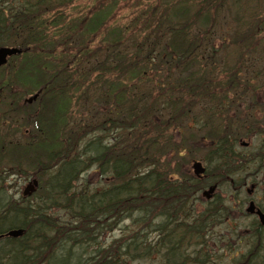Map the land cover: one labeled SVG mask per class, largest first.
Masks as SVG:
<instances>
[{
  "label": "trees",
  "instance_id": "16d2710c",
  "mask_svg": "<svg viewBox=\"0 0 264 264\" xmlns=\"http://www.w3.org/2000/svg\"><path fill=\"white\" fill-rule=\"evenodd\" d=\"M144 1L93 0L74 16L75 0H0V48L24 50L0 68V94L11 99L0 114V235L25 231L0 240V264L153 255L183 264L187 245H201L202 230L218 221L220 204L196 205L205 183L182 164L202 133L206 164L231 168L224 115L229 95L251 84L240 82L241 69L211 72L245 50L264 56V0ZM90 172L99 183L85 180ZM6 174L36 179V192L11 202ZM116 230L122 238L103 243Z\"/></svg>",
  "mask_w": 264,
  "mask_h": 264
},
{
  "label": "flooded vegetation",
  "instance_id": "af4514ba",
  "mask_svg": "<svg viewBox=\"0 0 264 264\" xmlns=\"http://www.w3.org/2000/svg\"><path fill=\"white\" fill-rule=\"evenodd\" d=\"M231 107L224 115L232 127L231 168L209 170L204 164L202 180L205 189L216 187L211 196L221 207L216 213L219 224L220 220L224 225L234 220L233 225L220 230L225 232V240L217 247L233 251L231 264H264V100L233 99ZM241 138L248 141H238ZM218 190L229 196V204L217 199ZM243 219L249 223L237 224Z\"/></svg>",
  "mask_w": 264,
  "mask_h": 264
},
{
  "label": "rangeland",
  "instance_id": "374dc122",
  "mask_svg": "<svg viewBox=\"0 0 264 264\" xmlns=\"http://www.w3.org/2000/svg\"><path fill=\"white\" fill-rule=\"evenodd\" d=\"M138 1H141V2L143 1V3H146V1L144 0H138ZM91 3H93V0H75L72 6L74 9L73 8H72L73 10L71 9L72 14L75 16L76 14H81L83 12H86V10L91 6ZM243 7H245V5ZM235 13H236V10L233 9L232 13L230 12L229 14L223 15V17H226L227 25L230 24L231 22L230 19L234 18ZM126 14L127 12L124 11L123 13L118 15V17L116 18V22L118 25H123L124 23L127 22L126 18L124 17ZM222 28L220 31L224 30V28L223 29ZM221 41L222 40L220 38H217L215 40V46L222 45L220 44ZM240 53L242 54V59H240L237 62H236V55H235V62H234V61H231V58H230L231 55L228 54L230 56L228 57L227 60H224L225 63L221 67L218 66L219 70L218 71L215 70L214 72H211V74L212 73H222L223 71H226L228 69H232L230 70L231 72H235L236 70L241 69L239 80H241L240 82L243 84H246V85L251 84V89L247 88L246 86L244 87V85L242 86L239 84L238 86L241 87V89L239 88V90L241 91L234 92L235 95L230 94L229 98L248 99V100L253 98V99L264 100V92H262L259 89L264 84L263 83L264 70L262 66L264 64V56L259 52L258 48L253 53H249L246 50ZM219 55L220 54H218V56ZM225 56H227V54L220 55L219 59ZM239 57H241V55H239ZM255 73H257V75H255ZM246 89H247V92L245 91ZM241 93H243L244 96L241 95ZM28 97L29 96H26L21 101L20 106L26 104L25 100ZM10 104H11L10 95H7L5 93L0 94V114L6 107H9ZM18 118L21 119V116L19 115ZM226 120H228L227 122L230 124L229 122L230 120L228 118H226ZM18 125H19V122H17L16 120H13L12 128L15 129L16 126ZM201 135L202 133L199 134V137H198L201 143L193 142V144H190L188 143V141L185 142V145H187V143L188 145H191L189 146V148H191L193 152L192 154L189 155V158L185 156V162L182 164L183 165L182 171L185 172L186 175L193 176L192 165L194 161H198L203 164V160L206 159L207 153L209 152L207 149L208 142L204 141V139L201 140L200 139ZM15 136L16 138H18L17 135ZM238 141L245 143L248 140L241 138ZM244 166L247 167V164ZM262 174L264 175V173ZM29 179H30V176H26L24 174H21V175L6 174L4 176V181H2V184L4 187L2 189L7 191V195L11 202L22 203V201L24 202L27 200V199L22 198V192L25 186L27 185ZM85 180L88 183L90 182L91 184H97L100 182V178L98 176L93 175L91 172L87 175ZM217 194H218L217 199L225 200L226 204L230 203L229 196L226 193H223L222 190H218ZM194 200L197 201L196 205L199 208L206 207V205L209 203V201H205V199L201 196V192L196 195ZM221 223L222 224H219L217 221H215L214 225L211 226L209 231L208 229L202 230L203 237L201 239L202 241L201 245H198L195 247V244H196L195 240L192 241L190 245H187V250L185 251V255L187 259H185V264H191L192 259L196 260L192 264H231V258L233 255V251L226 250V249L220 250L219 247H217V244L223 243L222 241L225 240V239H222V237L225 236V232L221 233L220 230H223L225 227H228V226L230 227L231 225H233L234 220H231L227 225H224L223 222ZM248 223L249 221L245 219L239 220L237 222V224H241L242 226ZM127 224H129V222H126L124 225H127ZM122 232L123 230L122 231L116 230L115 232L105 235L104 238L102 239L103 243H109L112 240L122 238V236L124 235V233L122 234ZM147 236L148 238H150L152 242L153 240L157 238V235L155 233L148 234ZM197 261H201V263H198ZM162 263L163 262L161 261V259L155 255H153V257L150 260H139V261H134V262L129 261V264H162Z\"/></svg>",
  "mask_w": 264,
  "mask_h": 264
},
{
  "label": "water",
  "instance_id": "95a60500",
  "mask_svg": "<svg viewBox=\"0 0 264 264\" xmlns=\"http://www.w3.org/2000/svg\"><path fill=\"white\" fill-rule=\"evenodd\" d=\"M22 52L23 51H21L17 48H6V47L0 48V67H2L3 65H5L7 63L8 58H10L12 56L20 55ZM36 98H37V95H34L32 98H30L28 100V103H31ZM192 170H193V173L195 176H201V174L204 172V169L202 168V166L199 162L193 163ZM36 187H37V181L33 180L24 189L23 196L24 197L31 196V194L35 192ZM212 191H213V189H210L208 193H210ZM205 195L207 196V193H205ZM207 198H208V196H207ZM22 234H23L22 230H13V231H10L7 234V236L11 237V238H18V237H21Z\"/></svg>",
  "mask_w": 264,
  "mask_h": 264
}]
</instances>
